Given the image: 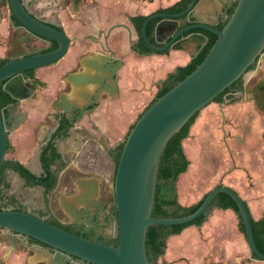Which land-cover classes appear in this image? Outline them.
<instances>
[{"label":"water","instance_id":"obj_1","mask_svg":"<svg viewBox=\"0 0 264 264\" xmlns=\"http://www.w3.org/2000/svg\"><path fill=\"white\" fill-rule=\"evenodd\" d=\"M8 1L10 19L12 20L14 13L21 23L19 28L26 31L22 38L16 39L18 44L23 43L26 51H16L0 67V84L6 79L24 76L29 70L58 62L66 56L70 48L68 35L30 12L24 0ZM69 1L72 11L78 12L82 0ZM203 1L192 0L190 6L180 13L153 14L143 24L142 37L155 53H163L173 47L176 42L185 38L186 32L193 29H205L218 38L204 61L159 97L136 121L126 138L114 185L118 214L116 220L118 246L77 236L49 223L38 213L17 208L3 209L0 210V228L18 240V245L14 241L11 243L14 250L26 245L29 239H34L49 246L53 251L94 264H150L146 251L147 231L150 225L190 223L208 209L217 194L224 192L233 198L241 212L251 252L259 260L264 261V254L258 250L254 241L250 212L245 201L228 186L222 185L210 190L201 206L188 216L179 218L152 216L160 162L171 137L197 112H204L209 106H222L212 102L234 82L246 74H251L248 73L249 69L264 56V0H238L222 29H216L215 25L227 19V10L233 4V0L226 2L220 13L209 14L201 21L178 30V20L202 7ZM157 18L168 20L166 26L158 23L156 28L157 33L166 32L167 35L163 38H169L161 47L154 45L146 33L148 23ZM12 22L14 23L13 20ZM38 42L45 46L37 47ZM52 42L58 43V47L44 52ZM95 55L97 59L92 60L88 57L84 59L82 66L87 68L85 72H70L65 77L67 82L80 90L75 91V98L82 99L87 96L89 99L87 104H79L77 101L69 102L66 97H62L59 105H65L68 113L85 114L101 103L104 93L112 98L118 94V74L124 65L123 61L112 54L98 52ZM91 70H95V73L92 74ZM165 80L162 79L160 83L163 84ZM23 84V89L27 93L22 99H28L37 88L31 84L30 78L23 81ZM244 97L248 101H253L264 113V73L246 89ZM15 109L16 119L10 126L4 109L0 108V171L6 163L14 162L6 158L9 133L18 130L28 118L26 112L20 111V102L7 107L10 112ZM182 175L183 173L179 179ZM91 188L92 193H95L96 189ZM68 211L74 216H83L78 208L72 205ZM87 214L88 212L84 211V216ZM93 215L91 218H96V214ZM0 264H3L2 260Z\"/></svg>","mask_w":264,"mask_h":264},{"label":"crops","instance_id":"obj_2","mask_svg":"<svg viewBox=\"0 0 264 264\" xmlns=\"http://www.w3.org/2000/svg\"><path fill=\"white\" fill-rule=\"evenodd\" d=\"M0 1H2L0 8V59H4L7 57L9 43L15 45L14 41L16 42L17 37L25 35L26 31L19 28L21 25L14 24L10 19L9 1ZM178 1L180 0H82L80 10L74 13L69 0L68 2L64 0H24L30 12L39 16L40 19L63 27L64 32L70 39V48L66 56L58 62L36 69L35 77L44 82L45 86H37L34 93L36 97L33 100L22 102L21 108L24 107L30 117L14 135L13 141L16 152L11 158L24 165H27L28 160L32 158L31 146L28 145L31 140H29L28 135L49 112L46 97L44 98L45 94L42 93L41 89L46 90L48 96L53 93L57 96V93L67 86L66 75L70 72H85L87 68L82 66L84 59L86 57L92 60L97 59L95 53L112 54L123 61L124 65L119 71L117 81L119 90L114 98L104 93L100 105L90 115H86L79 120L76 125L78 131L74 134V139L82 145L86 144L89 137L85 130L93 135L110 137L112 134L111 125L115 124L114 117L109 113L111 110L116 112V109L124 107L143 108L148 102V97L143 96V92L152 90L151 86L156 78L165 74L166 79L169 73L175 71L177 67L190 62L206 40L200 33H191L178 41L181 46L180 49L171 47L167 53L140 55L133 50V45L139 40V34L131 21V17L152 15L160 9L174 5ZM229 1L204 0L202 7L195 10L194 14L203 19L209 14L220 13L224 4L229 3ZM190 19L191 15H188L185 19H179L178 30ZM167 21L166 18H162L159 23L166 26ZM166 35L165 31L157 33L155 30L154 32L155 40L160 43L169 40V38H163ZM38 44L41 43L38 42ZM16 48H18L17 43ZM99 62L101 63L102 60H99ZM91 73H95V70H91ZM71 86L72 93L66 95L69 102L77 101L79 104H84V102L89 101L87 96L82 97V99L75 98V91L80 90L72 84ZM90 87L93 88L92 85ZM231 106H218L221 111L220 129L223 128L227 131L224 138L221 134V144L205 140L213 127L218 125L216 121L207 116L197 120L191 127L189 136L184 139L183 149L190 164L187 171L183 173L177 182L178 200L179 197H182L180 190L190 188L197 182L199 183L201 175L209 174L208 170L212 165V169L213 167L217 169L215 173L219 181L223 180L225 186L232 188L240 195L246 202L252 218L258 221L264 217V113L255 106L253 101L244 100L238 107L231 108ZM117 113L119 112H116L115 115ZM118 116L117 114V118ZM92 125L97 127L98 130H94ZM128 132H125L126 136ZM253 132H255L256 142L252 143L250 141L252 147H241L240 149L239 142L242 141V138L248 140ZM68 141L71 148L76 149V142L73 139ZM209 144L213 148L212 152L204 153L205 150H209ZM224 145H227L228 151L224 148ZM201 152L204 153V158L203 155H200ZM67 172L62 170L60 173L61 178ZM18 178L17 173L9 172L8 181L11 184H13V181L18 182ZM108 178L105 177L104 179ZM196 178L199 181H196ZM102 179H99L98 186L96 182L90 183V180H87V183H90L99 192ZM200 184H204L207 188L211 183L203 182ZM218 185L222 184L218 183L214 187L210 186V189L212 190ZM70 202L71 200L68 197H64V210L68 214H71L68 211L71 206ZM202 226V231H198L197 240L192 239L196 236L194 233L197 231L196 227ZM202 226H189L190 233L188 235L184 233L189 227L180 234L170 236L167 240L166 250L176 254V250L179 248L178 243H181L179 242L180 239L188 236L189 238L181 243L184 250H186L184 255L201 264H205L208 258L207 249L214 244L213 241L216 243L214 245L222 248V257H217V259L230 258L232 262H239L238 264H240L241 261L238 258L240 254L244 258L249 256L251 250L250 248L247 249L249 246L248 241L239 228V218L233 209L215 208ZM2 236H7L8 239L5 240ZM13 241L18 245L16 238L14 239V237L8 235L7 231L0 228V260L3 261V264H24L23 253L14 251V246L11 244ZM169 241L174 242V249L169 247ZM191 251L195 254L190 253ZM196 254L198 255L196 256Z\"/></svg>","mask_w":264,"mask_h":264},{"label":"flooded vegetation","instance_id":"obj_3","mask_svg":"<svg viewBox=\"0 0 264 264\" xmlns=\"http://www.w3.org/2000/svg\"><path fill=\"white\" fill-rule=\"evenodd\" d=\"M236 2L237 0H233V4L227 10V17L229 15L230 9L236 4ZM190 15V21L192 23H197L198 21L202 20L196 16L194 12H192ZM224 21L217 23L215 28L221 29L220 27H222ZM22 37L23 35L19 36V38ZM14 43L15 45L12 43H9L8 45L6 57L8 60L9 57L12 56L16 51H26L23 43L18 44L15 41ZM16 43L18 48H16ZM44 46L45 44L42 43L37 44V47L40 48ZM46 50H44V52H46ZM262 59L264 61V56ZM260 60L261 59L259 58L254 66L249 69L248 73H252L251 75H244L218 96V98L221 100L223 99V101H214L212 103H216L218 105H230L240 102L246 95V89L256 82L260 74L264 73V71H261V67L258 65ZM34 70L36 71V69ZM27 72L24 74V76L10 78L5 83L6 86L15 87L18 93L17 96H14L16 101L7 105L4 109L5 117L8 120V124L10 126H12L17 115L16 109L13 112L7 110V107L12 104L20 102V111L26 112L28 118L30 117L27 110L21 108L22 102L33 100L36 96L34 94L28 99H22L24 94L27 93V91L23 89V81H25L27 78H30L27 75ZM66 85L67 86L61 89L57 93V96L50 103V108L52 111L47 112L44 116V119L28 135L29 140H31L29 141L31 143H28V145L31 146L30 153L32 158L28 160L29 165H25V167L29 171V176L24 178L18 171L9 170L7 173V181L9 172L12 171L18 174L19 181L16 188H14L8 181L10 186L6 188L3 184V171H0V189L2 188L3 192L5 193V202L7 203L4 206V209L17 208L31 213H38L40 214L41 218L45 219L49 223L77 236H83L92 241L102 242L103 244L114 245L117 247L118 236L116 230V220L118 219V214L115 205L116 197L114 189L116 176L115 171L117 172L115 163V149L125 140L117 144L112 149L108 147L109 152L106 154V157L112 159L114 164V175L111 178L104 179L100 183L99 192L96 189L95 193H92L91 187L93 186L90 183L96 182L97 186L99 184V179L94 176L96 174L94 172L95 168L93 167L92 170H88V166H86V170L81 169L79 165H76V162L78 161L79 156L85 152L89 143L91 141H97V139L93 134L84 129L88 134L89 140L86 142V144L82 145L79 143V141L74 139V134L78 131L76 125L79 120L86 115H90L100 104H98L95 108H91L85 114H80L79 112H76L75 114L68 113L66 111L65 105H59L62 101V97H66V95L72 93L71 84L67 82ZM84 104H87V102H84ZM28 118L20 126V128L16 130L17 132L22 128L23 125H25V123L28 121ZM92 128L94 130H98V128H95L94 125H92ZM11 133L12 132H10L8 136V151L11 149ZM69 139H73L76 142V149L71 148V144L68 141ZM53 149H56V151L60 154V158L56 159L55 162L50 165L48 164L47 160L53 157ZM12 160H14L13 163L17 161L15 159ZM73 165L75 167H72ZM73 168L78 169L84 173V175L78 177L71 176L72 181L64 185V189L66 191L61 193V195H59L58 199L56 200L60 210L57 208L55 209L52 205V202L55 200L53 199L52 194L59 188L61 181L60 173L62 170L67 172ZM47 174H51L50 178L43 179V177H45ZM87 180H90L89 184L87 183ZM54 181H56L54 187L51 188L50 191H47L46 187L49 184H52ZM64 197H68L71 200V205L78 208L83 216L77 217L66 213L63 204ZM94 204H97V206H94ZM84 211L88 212L86 216H84ZM94 213L96 214V218H91V215L94 217ZM2 238L5 240L8 239L7 236H2ZM14 251L23 253L24 264H94L90 261H82L75 256L65 255L62 252L53 251V249L49 246L34 239H29L26 245H23Z\"/></svg>","mask_w":264,"mask_h":264},{"label":"trees","instance_id":"obj_4","mask_svg":"<svg viewBox=\"0 0 264 264\" xmlns=\"http://www.w3.org/2000/svg\"><path fill=\"white\" fill-rule=\"evenodd\" d=\"M191 3H192V0H180L170 7L158 10L154 14L180 13V12L185 11L190 6ZM237 3H238V0L236 4L230 9L229 15L227 19L224 21V23L222 24V27L229 20ZM1 6H2V1H0V8ZM150 16L151 15L149 16L139 15L136 17H131V21L134 24L139 34V40L136 44L133 45V50L136 51L140 55L148 56V55L155 53L148 47V45L145 43L142 37L143 24ZM187 16L188 15L180 19H185L187 18ZM161 19L162 18L151 20L148 23L147 29H146V33L150 41L154 45L159 46V47L163 46L164 43H160L155 40L154 32L157 28L158 23L161 21ZM12 20L14 21L15 24L21 25V23L19 22V20L17 19L14 13H12ZM191 24H192L191 21H187L181 28H184ZM53 26L61 31H64L63 27L60 25H53ZM222 27L220 28L222 29ZM191 33H200L206 40L205 44L201 47L199 52L190 60V62H188L184 66L177 67L175 71L169 73L165 82L160 86V89L156 93L155 97L151 100V102L145 108V110L139 115L138 119L159 97L163 96L166 92H168L171 88H173L177 83L183 80L187 75L192 73L204 61V59L206 58V56L208 55L212 46L214 45V43L216 42L218 38L217 35L205 29L190 30L185 33V36ZM57 47H58V43L52 42V46L49 47L48 50L46 51L54 50ZM172 48L180 49L181 46L178 42H176ZM170 49L171 48L167 49L163 53L169 52ZM7 61L8 59L6 58L0 59V67L3 66ZM27 75L31 78L32 84L36 86H40V87L45 86L44 82L38 80L35 77V70H29L27 72ZM7 80L9 79L4 80L0 84V108L1 109H5L7 105L14 103L16 101L14 96H17L18 94L15 87L5 85ZM214 101L221 102L223 101V99L221 100L217 96L214 99ZM200 112L201 111L197 112L176 134H174L167 144V147L161 158L160 168L158 172L156 198H155V204H154L153 211H152L153 217L179 218V217L188 216L192 214L193 212H195L201 206V204L203 203V201L205 200L206 196L209 193L207 192L197 203L190 205V206L182 205L179 203V200H178L177 181L179 179V176L182 173L187 171L189 164H190V161L185 155V152L183 149V141L185 138L189 136L191 127L193 126L196 119L200 115ZM135 123L131 126L130 131L135 126ZM130 131L128 132L127 136L129 135ZM125 141L115 149L116 170L120 162V158H121V154L123 151V146L125 144ZM59 158H60V154L56 151V149H53V157L47 160V162L48 164L51 165L52 163L55 162L56 159H59ZM1 170L3 171V184H4V187L6 188L10 186V183L7 181V173L9 170L18 171L20 175L24 178L29 176L28 169L25 167L23 163L19 161H16L15 163L8 162L2 167ZM115 174H116V171H115ZM50 176L51 174L49 175L47 174L45 177H43V179H49ZM55 182L56 181H54L52 184H49L46 187V190L50 191L51 188L54 187ZM218 186H222V185H218ZM5 201H6V196L1 188L0 189V210H3L4 206L7 204ZM215 208L233 209L239 218V228L241 232H243L246 236V229H245L244 221H243L241 212L236 202L233 200V198L230 195H228L227 193L221 192L216 195V197L213 199L208 209L200 217L196 218L190 223H186L182 225L153 224L149 226L148 231H147V238H146V251H147V256H148V260L150 264H159L160 258L166 253L167 240L170 236L175 235V234H180L182 233L184 229L192 225L202 226L208 220V218L210 217V215L212 214ZM250 217H251V222H252L255 244L258 250L262 254H264V217L258 221L254 220L251 214H250ZM252 256L258 259L253 253H252Z\"/></svg>","mask_w":264,"mask_h":264},{"label":"rangeland","instance_id":"obj_5","mask_svg":"<svg viewBox=\"0 0 264 264\" xmlns=\"http://www.w3.org/2000/svg\"><path fill=\"white\" fill-rule=\"evenodd\" d=\"M64 1L68 2V0H64ZM258 65L261 67L260 68L261 71H264L263 59H261L259 61ZM165 77H166V75L164 74L163 76L156 78L155 82L151 86L152 90L150 92H143V94H144L143 96L148 97V102L145 104V106L143 108L136 109V108H125L124 107L122 109H118V110L116 109V112H119V113H117L119 115L118 118H117V114L115 115V113H116L115 110H111L109 112L110 115L114 117L113 121L115 122V124L111 125L112 134L110 137H107V138H105L104 136H100L98 134H94L97 141H91L89 143V145L87 146V149L85 150V152L79 156L78 161L76 162V164L79 165L81 169H85V167L88 166V170H92L94 167L95 168L94 172L96 173L94 176L98 179L103 178L102 181L104 180L105 177H109V178L113 177V175H114V164H113L111 158L106 157V154H108V152H109V148L112 149L117 144H119L125 140V138H126L125 132H128L130 130L131 125L137 120L138 116L145 110V108L149 105L151 100L155 97L156 93L160 89V86H161L160 82L162 79H165ZM41 91H42V93L45 94L44 98L46 97L45 100L48 103L49 111H52L50 108V103L56 97V94L54 95V93H53V94H51V96H48L46 94V90L41 89ZM244 100L246 101L245 97H243V99L239 103H241ZM24 103H25V101H24ZM233 107H238V105H232L231 108H233ZM22 109L26 110L24 107H22ZM112 113H114V114H112ZM206 116L209 117L211 120L216 121V123L218 125L213 127V129L207 135V137L205 136L207 138L205 140H207V142L212 141V142H216V144L217 143L221 144L222 143L221 142V138H222L221 134L223 135V138H224V134H225V132L227 133V131H225L223 128L220 129L219 125H220V121H221V111L218 109V106H209L204 112L200 113L197 120H199L202 117H206ZM115 118H116V120H114ZM16 133H17V131L12 132L10 134L11 149L7 152L6 158H11L13 156V154L16 152V146L14 145V141H13L14 135ZM254 133L255 132L250 134V137H248L249 138L248 140L242 138V141L239 142L240 149H241V147H245V148L252 147L249 142L250 141L252 143L256 142V137L254 136ZM208 147H209V150H205L204 153H211L212 152V149H213L212 146H210V144H209ZM224 148L227 150V148H228L227 145H224ZM204 153L201 152V154H200L201 156L203 155V158L205 157ZM87 163H90V164H87ZM27 165H29L28 162H27ZM215 171H217V169L215 167H213V169H212V165H211L209 170H208L209 174L206 173V175L205 174L201 175V178H200L201 181L199 183L197 182V184H194L190 188H185V189L182 188L180 190L182 197L181 198L179 197V202L185 206L193 205V204L197 203L204 196V194L206 192H209L211 190L210 189L211 187H214L218 183L225 185L223 180L219 181V178H217ZM81 175H84V173H82L81 171H79L76 168L69 170L65 175H63V177L61 178L60 184H59V188L57 189V191H55L52 194L53 199H55L52 202L53 208H55V209L57 208L58 210H60L59 205L56 203V200L58 199L59 195H61V193H64L66 191L64 189V185L66 183L72 181L71 176L78 177ZM196 181H199L198 178H196ZM203 182H207V183H211V184H209V186L207 188H205L204 184H200ZM17 183H18L17 181H13L12 185L14 188L17 187ZM189 229H190V227L185 230V233H184L185 235H188V233H190ZM196 229H197V231L194 232L196 234V236L193 237L192 239L197 240V236L199 235L198 231H202L203 226L199 227V228L196 227ZM213 235H214V233H213ZM187 238H189V237L184 236L180 239L179 242L182 243L185 240H187ZM181 243H178L179 248L176 250V254H172L171 252H169L170 250L169 251L166 250L165 255H163L160 258L159 264H201L198 261L195 262L192 259L187 258L184 255V251H186V250H184V248H183L184 246H182ZM212 243L216 244L214 241ZM214 244L207 249L208 258L206 259L205 264H238L239 263V262L234 263V261L232 262V260H230V258L229 259L225 258V260H224V258L223 259H221V258L217 259V257H222V248L217 247ZM168 245L172 249L175 248V244L173 241H169ZM180 245H181V247H180ZM247 249H249V246ZM192 251L190 253H192ZM192 254H195V253H192ZM197 255L198 254H196V256ZM248 255L249 256L246 258H244V256H242V254H240L238 256V258L241 261L240 264H264V261H261V260L256 259V258H252L251 251L249 252Z\"/></svg>","mask_w":264,"mask_h":264}]
</instances>
